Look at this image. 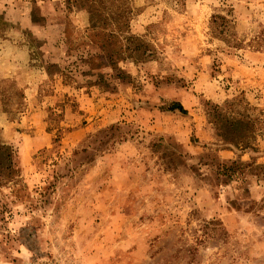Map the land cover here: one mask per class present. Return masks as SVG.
Returning <instances> with one entry per match:
<instances>
[{
  "label": "rangeland",
  "instance_id": "obj_1",
  "mask_svg": "<svg viewBox=\"0 0 264 264\" xmlns=\"http://www.w3.org/2000/svg\"><path fill=\"white\" fill-rule=\"evenodd\" d=\"M0 264H264V0H0Z\"/></svg>",
  "mask_w": 264,
  "mask_h": 264
},
{
  "label": "trees",
  "instance_id": "obj_2",
  "mask_svg": "<svg viewBox=\"0 0 264 264\" xmlns=\"http://www.w3.org/2000/svg\"><path fill=\"white\" fill-rule=\"evenodd\" d=\"M178 109H180V111H184L181 106H178ZM234 125H236L238 128V124H230V127L233 128ZM236 131H237V129H234V132H236Z\"/></svg>",
  "mask_w": 264,
  "mask_h": 264
}]
</instances>
